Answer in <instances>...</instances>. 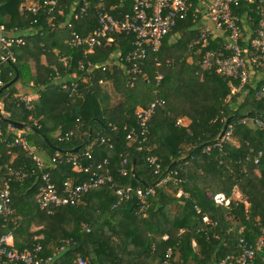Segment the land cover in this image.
I'll return each instance as SVG.
<instances>
[{
    "label": "trees",
    "instance_id": "obj_1",
    "mask_svg": "<svg viewBox=\"0 0 264 264\" xmlns=\"http://www.w3.org/2000/svg\"><path fill=\"white\" fill-rule=\"evenodd\" d=\"M89 1L88 14L79 20L72 19L71 10L76 2L81 5V0H58L54 20L45 8L40 10L38 24H32L36 17L26 6L21 7L24 0H0V15L9 18L7 24L0 19V25L37 32L31 42L35 53L41 54L46 35L52 36L54 29L66 30L68 37L72 31L88 36L98 29L100 0ZM133 3L125 0L121 5L120 0H106L116 17L130 11ZM235 13L245 19L253 39L261 21L257 5L242 3ZM201 19L202 15L190 16L180 22L158 53L149 52L146 65L136 74L131 72V64L123 62L134 49L133 33H114L112 42L92 52L86 47L69 46L68 64L60 62L58 68L69 79L67 84L76 85L77 92L69 97L59 90L54 96L57 105L61 104L59 109L54 107L52 97L49 106L43 102L41 108L28 107L16 99L19 79L2 91L4 116L26 128L18 131L2 121L0 189L9 187L12 213L0 217V237L12 235L18 250L41 247V255L54 258V264H73L79 257L88 258L89 264H163L168 252L169 264H221L228 257L239 256L241 239L264 246V128L254 122L260 119L264 123V99L257 97L264 80L258 83L249 79L242 84L240 79L221 75L214 68H203L207 51L226 53L227 38L215 37L213 31L206 42L196 44L201 36L197 29ZM68 21L72 27L62 28ZM178 32L182 37L171 44L170 37ZM251 40L243 43V48L251 47ZM15 48L3 51L10 57ZM19 60L6 61L0 55V90L21 70ZM258 62L264 65V59ZM74 72L76 78L72 77ZM157 73L164 76L160 84ZM45 83L49 85V79ZM107 85L113 87L119 100L103 108L101 99ZM157 98L165 104L149 122V133L143 141L136 110L147 108ZM44 113L49 114L50 121H36ZM181 118L190 123L181 124ZM228 119L225 136L215 143ZM90 133L88 146L74 155L65 153L85 145ZM228 133L239 146L226 137ZM16 138L24 139L45 160L56 158L57 162L38 169L29 151L15 144ZM87 151L94 162L108 159L105 173L111 180L85 195L77 205L54 208L51 214L40 210L37 194L41 176L50 172L59 188L68 179L84 181L89 175L77 174L71 159ZM151 156L161 165L159 174L148 161ZM122 168L126 175L119 173ZM22 173L26 177L18 180ZM167 176L169 181L163 184ZM150 188L154 190L151 195H137V189L146 192ZM236 188L242 192L241 200L231 198ZM118 190L125 193L120 205ZM180 190L183 195L178 197ZM217 193H224L230 204L216 205L212 197ZM205 216L209 223L203 220ZM136 249L140 250L134 252ZM232 263L240 264L236 260ZM255 264H264L259 254Z\"/></svg>",
    "mask_w": 264,
    "mask_h": 264
},
{
    "label": "built area",
    "instance_id": "obj_2",
    "mask_svg": "<svg viewBox=\"0 0 264 264\" xmlns=\"http://www.w3.org/2000/svg\"><path fill=\"white\" fill-rule=\"evenodd\" d=\"M125 0H120L121 5ZM76 2L71 10V17L74 20H79L88 14V8L91 5L89 0H81ZM254 3L257 5L258 15L261 16L255 37L252 39V34L249 33L245 19H241L235 13L242 3ZM59 7L58 0H35L34 4L27 7L36 18L32 24H38V16L40 10L47 9L46 13L51 20L56 18L55 12ZM98 10V29L88 36H81L76 31L71 32V37L68 44L73 48L86 47L92 52L96 47L102 46L105 42L113 41L112 34L114 33H133L136 36L134 49L130 51L123 62L131 64V72L136 74L142 71L149 57V52L158 53L164 44L167 36L180 24L186 21L190 16L196 18L202 15V25L200 27L201 36L195 43L200 44L201 40L207 41L208 35L213 33V27L217 31H222L226 35V44L224 50L226 53H218L209 50L204 55L203 68H214L218 73L224 76L240 79L242 84L249 81V65L257 63L264 59V0H134L130 11L120 12L121 17H116L106 4V0H100ZM117 9L118 6H113ZM210 20V24L206 23V19ZM54 26V22H52ZM67 26L72 27V22L68 21ZM215 33V32H214ZM252 39V40H251ZM251 40L252 54L248 61L247 52L243 48V43H248ZM26 45V37L21 35L9 34L5 27L0 25V47L2 49L11 50L14 47H22ZM9 59L14 60V56L10 53ZM158 61V58H156ZM171 62L168 61V64ZM159 65V62H157ZM1 75V70H0ZM164 78L162 73H157L158 84ZM1 84V82H0ZM73 93L77 92L76 86H72ZM157 93V92H156ZM155 93V94H156ZM258 99H264V87L257 94ZM165 104L162 99H155L147 108L140 109L137 112L138 122L141 129L143 141L146 140L149 133V122L157 112L159 106ZM245 122V121H244ZM255 124L264 128V123L260 119L254 120ZM134 131L129 134L131 139ZM226 137H230V133ZM3 138V124L0 119V141ZM104 140V139H102ZM15 144L22 145L24 150L29 151L35 166L38 169H44L46 166H52L57 162L56 158L45 160L37 154L28 143L22 138H16ZM90 164H83L85 161ZM94 157L90 152H85L82 156H77L71 159V163L77 174L89 175L87 179L80 183H75V180L68 179L64 182L62 188H59L53 182V175L50 172L44 173L38 185V203L40 210L52 213L54 208H60L66 205H77L82 202L85 195L93 190L104 185L111 177L106 175L108 159L100 162H94ZM93 161V162H92ZM151 166L154 167L155 174L161 171V165L157 158L151 156L148 158ZM259 160L256 159V163ZM126 163V161H125ZM120 174L126 175L124 168L120 169ZM26 174L18 175V180L24 179ZM169 176L162 179L163 184H167ZM131 189L128 190L130 192ZM137 195L140 198L154 193L152 188L137 189ZM124 191L118 190L117 195L120 199L117 205L122 203ZM129 198V195H126ZM213 201L218 206H227L230 204V199L224 193H217L212 197ZM12 213L11 207V192L9 187L0 189V217L7 218ZM209 223L207 216L203 219ZM90 232V229H87ZM12 235H3L0 237V264H54L55 259L52 257H43L41 255V247H36L34 250L24 249L18 250L10 238ZM168 236H165L167 239ZM260 246H253L246 240L240 241V253L237 257H228L221 264H233L232 260H236L240 264H255ZM64 250V247H61ZM171 252H168L163 264H169ZM73 264H89V259L79 257Z\"/></svg>",
    "mask_w": 264,
    "mask_h": 264
},
{
    "label": "crops",
    "instance_id": "obj_3",
    "mask_svg": "<svg viewBox=\"0 0 264 264\" xmlns=\"http://www.w3.org/2000/svg\"><path fill=\"white\" fill-rule=\"evenodd\" d=\"M35 0H24L23 4L21 5L22 8L29 7L32 4H34ZM2 15V14H1ZM1 20H5L6 24L8 22V15L1 16ZM5 15V14H4ZM202 24H199L197 26V29L201 27ZM6 28L7 33L14 34V35H21L26 37V45L22 46L25 47L24 49L22 47H16L13 49L12 52L14 57V60H19V63L21 65V70H19V81L15 85V94L14 97L16 99H20L23 102H26L28 104V107H43V102H45V105L49 106V102L51 101V97L53 98L54 107L61 108V104L57 105V100L54 96H56L57 93H60L59 90L65 91L69 94V97L76 96V92L73 93L71 90L72 85L67 84L66 82L69 80L68 78L64 77L58 68V63H62L65 65L68 64V47L70 46L68 44V40L70 37L67 36L66 30L63 29H54L51 31V33H54L52 36L49 34L46 35L45 42L42 44V47H44L43 52L39 54L37 51L35 53L34 48V42H31V37H33L37 32L31 31L27 32L23 31L21 32L17 26L13 27L11 29H8L5 24L1 25ZM62 28L66 29L69 28L67 24H62ZM215 37H222L223 39L226 38V35L222 31H214ZM49 33V32H47ZM45 33V34H47ZM28 34V35H27ZM45 36V35H44ZM182 37V33L178 32L174 36H171L169 39V42L171 44L176 43L177 39H180ZM47 48V49H46ZM252 48L249 45H246L244 47V50L247 52L248 55V61L250 60L251 54H252ZM34 50V52H33ZM250 68V80L254 82H260L264 80V65L258 66L255 68H252L251 65ZM50 70H53V74L49 73ZM77 74L76 72L72 73V77L76 78ZM49 79L50 84L47 85L45 82ZM76 81V80H74ZM72 84V83H71ZM61 85V89L57 88V86ZM76 86V85H74ZM11 92V90H10ZM66 94V93H65ZM59 99V98H57ZM65 108V107H64ZM0 110L3 115H5V112L3 110V104L0 103ZM47 111H49V108H46ZM56 110V109H55ZM50 112V111H49ZM42 114L38 116V119L36 121H50L49 114ZM183 121V124L188 125L190 121L187 118H181ZM181 121V122H182ZM242 192L239 191V189H235L232 195V199L235 200H241L242 199ZM246 206L248 207L249 204L246 203ZM11 242L14 243L13 237L10 238Z\"/></svg>",
    "mask_w": 264,
    "mask_h": 264
},
{
    "label": "water",
    "instance_id": "obj_4",
    "mask_svg": "<svg viewBox=\"0 0 264 264\" xmlns=\"http://www.w3.org/2000/svg\"><path fill=\"white\" fill-rule=\"evenodd\" d=\"M0 55L2 57V59L6 60V61H9V57L4 53L3 49L0 47ZM19 78V71H17V75L15 77V79H13L10 83H8L7 85H5L1 90H0V94L2 93V91L6 90L7 88H9L12 84H14ZM10 90L7 91L6 93V96H8L10 94ZM0 119L2 121H5V122H8L10 125H12L16 130L18 131H23L25 128H26V125L23 124V123H20V122H16V121H12L10 119H8L7 117H5L1 111H0ZM229 124H230V119L227 120L223 130H222V133L220 135V137L215 141V143L219 142L222 140V138L225 136L226 132H227V129L229 127ZM91 138H92V133H90V137H89V140L85 143V145L81 146V147H77L75 149H72V150H68V151H65L66 154H69V155H74V154H77L79 152V150L81 148H83L84 146H88L91 142ZM60 152H62L61 150H59ZM132 171L133 173H135V165H133L132 167ZM258 254L259 256L264 260V246H262L259 251H258Z\"/></svg>",
    "mask_w": 264,
    "mask_h": 264
},
{
    "label": "rangeland",
    "instance_id": "obj_5",
    "mask_svg": "<svg viewBox=\"0 0 264 264\" xmlns=\"http://www.w3.org/2000/svg\"><path fill=\"white\" fill-rule=\"evenodd\" d=\"M206 23L207 24H210V20L207 18L206 19ZM200 24H202V22L200 23ZM213 30H216L215 29V27H213ZM217 31V30H216ZM252 30L250 29V31H249V33L250 34H252ZM192 60V58H190V60L189 61H191ZM262 63V62H261ZM261 63H259V62H257V63H252V64H250L251 65V67L252 68H255V67H258V66H262V64ZM249 65V66H250ZM250 68V67H249ZM249 78H250V69H249ZM119 95L118 94H116L115 92H113V87H111V86H105V95L102 97V99H101V104H102V106H103V108H107L109 105H111V104H113V103H116L119 99ZM138 111H140V109L138 108L137 110H136V114H137V112ZM182 120L180 119L179 120V122L181 123V124H183V121L181 122ZM230 137H231V135H230ZM229 137V138H230ZM230 141L234 144V145H236V146H239L240 145V143L238 142V140L234 137H231L230 138ZM240 191V190H239ZM183 195V191L182 190H180L179 191V193H178V197L179 196H182ZM210 195V194H209ZM212 196V195H211ZM242 197V196H241ZM174 210V209H173ZM172 210V211H173ZM107 229V228H106ZM106 234H110V231H107L106 232ZM261 248V247H260ZM137 250H140V249H136V250H134V252H136ZM139 260V259H138ZM137 260V262H139ZM141 262V261H140ZM147 264H150L151 262H146Z\"/></svg>",
    "mask_w": 264,
    "mask_h": 264
}]
</instances>
